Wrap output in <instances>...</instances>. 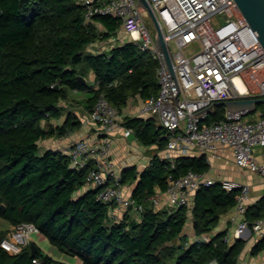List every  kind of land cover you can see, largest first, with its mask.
I'll return each instance as SVG.
<instances>
[{"label":"trees","instance_id":"trees-1","mask_svg":"<svg viewBox=\"0 0 264 264\" xmlns=\"http://www.w3.org/2000/svg\"><path fill=\"white\" fill-rule=\"evenodd\" d=\"M0 10V220L13 227L33 223L58 252L79 264H237L244 238L226 243V232H221L191 242L185 228L191 212L195 235L212 232L220 217L237 206L240 189L228 191L216 182L197 191L192 207L155 211L148 206L153 196L167 191L172 178L190 170L207 173L206 156L155 155L141 171L136 165L125 167L120 184L135 185L131 197L144 210L139 219L129 215L131 208L115 219L110 214L115 205L97 198L112 180L79 194L93 162L76 169L68 153L40 152L39 141L69 136L82 127L72 112L63 124L51 123L62 116L60 104L71 90L92 92L88 112L104 94L121 113L131 99L158 94V58L130 40L106 52L90 51L94 43L116 35L121 22L111 16L86 22L78 0H0ZM90 71L96 88L79 78L86 80ZM226 111L216 105L206 121H219ZM123 125L142 145L167 148L169 139L157 118L126 116ZM263 216L264 197L247 208L245 218L253 222ZM11 230L0 225V264H69L33 239L11 254L1 246ZM262 251L264 237L252 248L254 254Z\"/></svg>","mask_w":264,"mask_h":264},{"label":"built area","instance_id":"built-area-1","mask_svg":"<svg viewBox=\"0 0 264 264\" xmlns=\"http://www.w3.org/2000/svg\"><path fill=\"white\" fill-rule=\"evenodd\" d=\"M155 12L174 63V76L165 57L155 45L146 25L138 0H81L85 7L86 22L96 16H111L121 22V28L130 41L143 51L153 53L159 60L157 95L144 100L141 113L155 117L166 130L167 150L187 155L199 150L210 162L220 146L233 149L236 164L264 177V107L251 111H226L219 121L207 122L208 111L193 114L209 107L212 102L237 98H264V47L258 34L241 12L235 0H148ZM177 44L172 53L170 43ZM191 46L198 51L184 47ZM214 104V103H213ZM119 118L118 109L102 94L94 109L84 117L83 123L96 124L99 135L93 139L80 138L69 149L71 166L82 169L93 162L86 185L103 187L98 200L114 204L116 209L130 208L140 216L144 206L137 204L120 184V172L111 159L113 134ZM131 131H127L130 135ZM262 147L260 154L256 148ZM172 158L171 154L167 156ZM220 182L224 189H240L237 210L245 215L250 187L237 180L216 181L206 172L190 170L183 176L172 178L165 194L173 208L192 207L195 195L203 187ZM159 206V196L151 198ZM254 232L264 237V216L250 222L246 218L237 224L234 234L226 233L224 242L243 238ZM39 229L33 223H22L12 228L1 246L17 254L29 245ZM34 262L37 263L35 260Z\"/></svg>","mask_w":264,"mask_h":264},{"label":"crops","instance_id":"crops-1","mask_svg":"<svg viewBox=\"0 0 264 264\" xmlns=\"http://www.w3.org/2000/svg\"><path fill=\"white\" fill-rule=\"evenodd\" d=\"M129 40H130L129 36L121 28L119 32L116 35L112 36L110 39L106 41H98L94 43L89 48V50L92 52H106L110 48L125 43ZM86 81L88 82L90 87L96 88L95 74L93 72L90 71L88 73L86 77ZM91 95L92 92L89 90H84V91L71 90L69 92L68 99L62 101L60 104L63 108L62 116L58 119H53L51 121L52 125L63 124L70 112L76 114L83 121L84 117L88 114L87 102ZM143 102L144 100L141 98H133L130 100L128 105L123 109V111L119 113L117 126L113 134L111 159L120 173L125 167L132 165H136L140 171L143 170L145 167H147L150 164L151 160L155 155L167 159H171L167 157L169 154H171L172 158H175L176 156L180 155L178 153L170 152L169 150H167V148L165 150L159 151L156 145L144 146L138 141L137 138L131 139L129 137L130 135L126 134L128 129L123 125L124 117L126 116L149 117L141 113ZM98 135H99V130L96 124L83 123L80 129L74 131L69 136H65V137L52 136L39 141L40 152L41 150L42 152H44L45 150L52 149L64 153H69V149L73 141L80 138L93 139ZM262 150H263L262 147H257L256 153L260 154ZM187 155L201 156L203 154L197 149H192L190 153ZM209 165L210 167L207 174L212 179L216 181H221L223 179H231L249 185L250 192H249V199L247 201L248 208L259 204L262 198L264 197V177L246 168H242L238 166L236 164L235 156L232 148L228 146H220L215 152V155L212 158V160L209 162ZM134 187L135 185L124 186L125 192L128 196H131ZM88 189L89 186L85 184L79 191V194L87 191ZM157 196H159V200H160L159 206H155L152 200L148 202V206H151L155 211L164 210V209L167 210L173 209V207H171L167 201V195L165 194V192L158 193ZM128 212L129 211L125 209H116L115 215L117 216V219H122L125 216V214ZM129 215L132 218L139 219V216L135 214L133 211H130ZM245 215L240 214L237 208L234 207L228 213L220 217L219 224L217 225V227H215L212 230V232L202 236H197L195 235L193 230V218L190 212L189 222L185 228V233L187 234L188 239L191 242L197 239L209 240L213 236L221 232H226V233L229 232L231 234H234L237 224L245 218ZM1 225L3 227H8L9 229L13 228V226H8V224L3 222ZM37 234L39 233L33 234L32 239L39 245L36 239ZM40 236L43 237L42 235ZM243 238L246 240V244L240 256L238 257L237 264H264V251H262L259 254L252 253V248L260 240L257 234L254 232H248L246 236ZM234 240L235 239H233L232 242H234ZM58 253L60 258H63L69 264H79L78 259L68 257L64 254H61L60 252Z\"/></svg>","mask_w":264,"mask_h":264},{"label":"water","instance_id":"water-1","mask_svg":"<svg viewBox=\"0 0 264 264\" xmlns=\"http://www.w3.org/2000/svg\"><path fill=\"white\" fill-rule=\"evenodd\" d=\"M235 1L238 4L243 15L246 17L250 25L253 27V29L258 34L259 39L264 47V0H235ZM138 5L144 10L148 11L149 14L151 15L155 23L156 29H157L155 45L158 51L164 55L170 72L174 76H176L175 70H174L173 59H172V56L168 48V43L164 39L162 28L160 27V24L158 22L155 12L153 11L148 0H138ZM2 14H3V11L0 10V17L2 16ZM79 78L83 80L84 82H86V80L83 77L80 76ZM56 87L58 88L59 85H56ZM260 104L264 106V98L230 99V100L212 102V104L209 107L193 115L199 117L203 111L210 112L213 110L214 106L216 105H223L230 112H238V111H243V110L255 112L257 110V107ZM129 137L131 139H135L136 135L131 133ZM2 207L5 210V205H2ZM35 250H36V246L32 245V254H34Z\"/></svg>","mask_w":264,"mask_h":264},{"label":"rangeland","instance_id":"rangeland-1","mask_svg":"<svg viewBox=\"0 0 264 264\" xmlns=\"http://www.w3.org/2000/svg\"><path fill=\"white\" fill-rule=\"evenodd\" d=\"M79 1H81V0H79ZM141 13H142V16H143V19H144L146 25L148 26V29H149V31H150L152 37L155 38L156 35H157V29H156L155 23H154V21H153L151 15L149 14L148 11L144 10L143 8H141ZM170 45H171L172 53H173V54H176V52L178 51L177 44H176L174 41H172V42L170 43ZM192 49H193V48H192L191 46L184 47V51H185L187 54H189V51L192 50ZM193 50H194V52H196V51L199 50V48H195V47H194ZM253 113H255V112H252V113L250 114V117H253ZM41 153H42V150H41ZM2 222L5 223L6 221H4V220H0V225L2 224ZM6 224H8V223L6 222ZM8 226H9V225H8ZM36 239H37L39 245L42 247V249H43L46 253L52 255L55 259H57V260H59V261L67 262V261L64 260L63 258H60L59 253H58V250L56 249V247L52 246L46 238H43V237H41L39 234H37V235H36Z\"/></svg>","mask_w":264,"mask_h":264}]
</instances>
